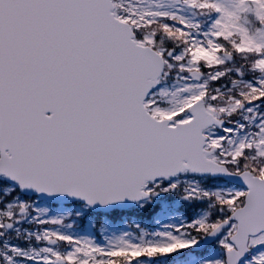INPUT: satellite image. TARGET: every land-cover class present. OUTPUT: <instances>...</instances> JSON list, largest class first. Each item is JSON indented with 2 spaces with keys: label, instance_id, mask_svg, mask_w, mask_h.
Masks as SVG:
<instances>
[{
  "label": "snow or ice",
  "instance_id": "6c2138e0",
  "mask_svg": "<svg viewBox=\"0 0 264 264\" xmlns=\"http://www.w3.org/2000/svg\"><path fill=\"white\" fill-rule=\"evenodd\" d=\"M0 264H264V0H0Z\"/></svg>",
  "mask_w": 264,
  "mask_h": 264
},
{
  "label": "rangeland",
  "instance_id": "374dc122",
  "mask_svg": "<svg viewBox=\"0 0 264 264\" xmlns=\"http://www.w3.org/2000/svg\"><path fill=\"white\" fill-rule=\"evenodd\" d=\"M166 222V221H165ZM146 224H148L147 225V227H149L150 229L151 228H153V227H155V225H150L151 223H154V221H149V220H147L146 222H145ZM118 225H119V227L120 228H122L123 230H128L129 231V224H126V223H124V222H122V223H117ZM93 232H95V230H92Z\"/></svg>",
  "mask_w": 264,
  "mask_h": 264
}]
</instances>
